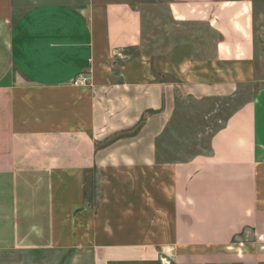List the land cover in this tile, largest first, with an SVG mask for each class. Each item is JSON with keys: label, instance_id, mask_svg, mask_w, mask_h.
<instances>
[{"label": "crops", "instance_id": "obj_1", "mask_svg": "<svg viewBox=\"0 0 264 264\" xmlns=\"http://www.w3.org/2000/svg\"><path fill=\"white\" fill-rule=\"evenodd\" d=\"M252 10L0 0V264H264V86L208 153L159 147L181 101L254 83Z\"/></svg>", "mask_w": 264, "mask_h": 264}, {"label": "rangeland", "instance_id": "obj_2", "mask_svg": "<svg viewBox=\"0 0 264 264\" xmlns=\"http://www.w3.org/2000/svg\"><path fill=\"white\" fill-rule=\"evenodd\" d=\"M251 1L254 83L242 90V99L238 98L237 102L222 100L198 104L190 100L181 101L173 122L159 143L162 158L187 161L198 154L208 153L212 134L223 126L232 109L241 101L252 99L264 86V0ZM93 180L96 189L97 178Z\"/></svg>", "mask_w": 264, "mask_h": 264}, {"label": "built area", "instance_id": "obj_3", "mask_svg": "<svg viewBox=\"0 0 264 264\" xmlns=\"http://www.w3.org/2000/svg\"><path fill=\"white\" fill-rule=\"evenodd\" d=\"M72 85L74 87H88L92 86L89 74L83 73L78 75L74 80Z\"/></svg>", "mask_w": 264, "mask_h": 264}]
</instances>
